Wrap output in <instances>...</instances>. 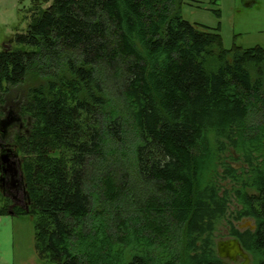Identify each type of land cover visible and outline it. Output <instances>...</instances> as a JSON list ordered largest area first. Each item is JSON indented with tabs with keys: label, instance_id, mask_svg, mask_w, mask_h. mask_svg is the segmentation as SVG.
Here are the masks:
<instances>
[{
	"label": "trees",
	"instance_id": "16d2710c",
	"mask_svg": "<svg viewBox=\"0 0 264 264\" xmlns=\"http://www.w3.org/2000/svg\"><path fill=\"white\" fill-rule=\"evenodd\" d=\"M181 4L32 0L0 51V102L17 93L28 120L12 209L35 217L42 261L234 264L224 224L264 264V47L224 48ZM12 203L0 190V215Z\"/></svg>",
	"mask_w": 264,
	"mask_h": 264
},
{
	"label": "rangeland",
	"instance_id": "374dc122",
	"mask_svg": "<svg viewBox=\"0 0 264 264\" xmlns=\"http://www.w3.org/2000/svg\"><path fill=\"white\" fill-rule=\"evenodd\" d=\"M31 5L32 0H0V51L3 50L7 44L13 48L21 47L15 43V36L17 33L25 32L30 24L31 15L29 9ZM49 5L50 3L45 4L44 7L46 8ZM216 10L220 12V16L217 14ZM180 13L185 20L192 24L204 25L212 29L218 27V32L222 36L223 46L226 49H230L234 45L242 48H252L256 46L264 47V0H182ZM27 48L31 49L30 47ZM208 61L210 64L215 62L213 57H209ZM16 94L17 93H8V102H0V120L6 117L9 119L12 116L19 115L21 108L20 104H17V106L15 105V103H17L16 100H14ZM23 118V128L16 130V133L19 131L25 133L27 130V119L26 117ZM1 140L8 145L11 142L10 137L7 138L2 136ZM6 148H9V151L12 152L11 160L21 162L16 147L7 146ZM0 150L3 151L1 148ZM128 167L130 166L128 165ZM131 168L133 172H131L132 179L137 182L136 191L143 192L144 189L135 176V170H133V167ZM8 179L10 187L7 188L8 193H6L11 195L13 199L15 197V200L20 205H24V180L21 179L19 174L13 178L11 175ZM13 180L17 182L15 186L12 184ZM145 190L152 192L147 186ZM19 216L18 219L20 220H17L19 222V255L23 254L24 260L26 258L28 264H30V262H35L37 264H52L48 261H42L38 257L35 247V217L29 214ZM164 221L167 220L165 219ZM241 223L239 224L244 225L246 228L253 225V222L250 221V223H248V220H243ZM219 229V233L217 232L219 235L218 242L230 238L229 232L224 224L219 226ZM178 237L179 235L177 232L176 238ZM249 258L248 264H258L252 256L249 255ZM243 262L244 259L239 258L234 264H243Z\"/></svg>",
	"mask_w": 264,
	"mask_h": 264
},
{
	"label": "crops",
	"instance_id": "0c3cea01",
	"mask_svg": "<svg viewBox=\"0 0 264 264\" xmlns=\"http://www.w3.org/2000/svg\"><path fill=\"white\" fill-rule=\"evenodd\" d=\"M19 217L11 214L0 215V264H28L24 255H19Z\"/></svg>",
	"mask_w": 264,
	"mask_h": 264
},
{
	"label": "water",
	"instance_id": "95a60500",
	"mask_svg": "<svg viewBox=\"0 0 264 264\" xmlns=\"http://www.w3.org/2000/svg\"><path fill=\"white\" fill-rule=\"evenodd\" d=\"M3 165L7 166L6 170L11 172L12 178L20 174V177L23 179L21 162H16L11 160L9 151L6 153L0 152V169ZM1 177L2 175L0 176V178ZM13 184H15V180H13ZM25 209H28V206H26ZM9 214L14 215L13 210L10 209ZM248 223H250V221H248ZM241 227L244 228V225H242ZM251 228L254 229L255 226L251 225ZM217 249H218V255L222 259H228L232 262H237L238 258L241 257L244 259L243 264L249 263L250 260L249 254L242 246L240 240L236 237L219 241L217 245Z\"/></svg>",
	"mask_w": 264,
	"mask_h": 264
},
{
	"label": "flooded vegetation",
	"instance_id": "af4514ba",
	"mask_svg": "<svg viewBox=\"0 0 264 264\" xmlns=\"http://www.w3.org/2000/svg\"><path fill=\"white\" fill-rule=\"evenodd\" d=\"M8 45V44H7ZM6 45V46H7ZM5 46V47H6ZM23 120L24 118L21 117L20 115H17V116H12L11 118H5V119H1L0 120V148L2 150L4 149H7V150H10L9 148H6L7 146H14L15 147V144H14V140H13V136L14 135H23V132H15L16 130H19V129H22L23 128ZM19 123V124H18ZM19 125V126H18ZM28 125V120H27V124L26 126ZM18 128V129H17ZM27 131V130H26ZM15 132V133H14ZM2 136H5V137H10V143L9 145L7 143H3V141L1 140V137ZM6 140V139H5ZM4 140V141H5ZM5 146V147H4ZM4 147V148H2ZM7 169V166L3 165L1 167V172L3 173V175L5 176L4 179L1 181V184H0V187L3 191H7L8 193V189L10 187L9 185V176H11V172H9ZM22 202V201H21ZM24 203V202H23ZM239 260V259H238Z\"/></svg>",
	"mask_w": 264,
	"mask_h": 264
}]
</instances>
